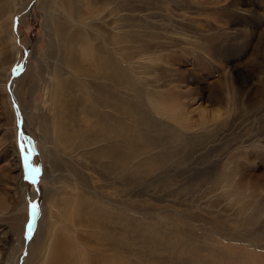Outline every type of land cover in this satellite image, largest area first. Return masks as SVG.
Segmentation results:
<instances>
[{
    "label": "rangeland",
    "instance_id": "obj_1",
    "mask_svg": "<svg viewBox=\"0 0 264 264\" xmlns=\"http://www.w3.org/2000/svg\"><path fill=\"white\" fill-rule=\"evenodd\" d=\"M120 2L116 22L121 25L130 16L131 68L141 92L135 106L146 119L183 137L180 147L161 141L152 148L173 153L156 175L118 180L114 199L129 205L143 224L159 216L163 225L153 231L164 239L170 234L165 223L174 227L171 236L180 234V239L178 229L195 224L194 243H228L226 252L233 249L238 264H264V250L248 243L264 233V0H131L128 13L126 2ZM10 7L16 58L7 84L21 89L31 110L26 114L12 97L15 131L8 111L0 107V263L28 264L35 230L45 223L53 197L43 173L47 163L39 118L35 121L31 113H41L43 80L37 71L47 74L43 53L51 24L47 0H10ZM92 25L89 31H98L97 23ZM107 31L124 51L122 29ZM31 69L37 72L33 89L27 87ZM133 124L138 142L141 131ZM32 169L39 170L35 177ZM93 175L105 190L107 180ZM14 215L25 223L21 236L12 228ZM129 234L133 251L141 254L133 252L131 264L171 263L168 249L151 262L144 234L135 228ZM179 242L181 251L191 249L187 239Z\"/></svg>",
    "mask_w": 264,
    "mask_h": 264
},
{
    "label": "bare ground",
    "instance_id": "obj_2",
    "mask_svg": "<svg viewBox=\"0 0 264 264\" xmlns=\"http://www.w3.org/2000/svg\"><path fill=\"white\" fill-rule=\"evenodd\" d=\"M120 1L47 0V19L51 24L43 53L47 57V74L40 68L37 71L43 80L44 98L41 113H31L35 121L39 118L40 149L47 163L43 173L52 183L53 197L45 223L35 230L27 263L131 264L137 251H133L134 238L129 229L135 228L144 234L147 255L153 263L168 249L170 264H238L239 259L234 257L237 253L231 248L226 252L228 243L225 246L194 243L195 224L178 229L184 236L180 239V234L171 236L174 227L165 223L170 234L164 239L160 232L153 231L163 225L159 216L143 224L134 219L129 205L114 199L118 180L156 175L173 153L169 149L153 152L152 148L161 141L180 147L179 137H183L174 128L146 119L145 113L135 106V95L140 97L141 92L138 87L135 89L131 68L130 16L123 17L121 25L116 22L117 4L125 1L123 5L128 13L131 0ZM11 12L10 0H0V107L8 111L16 131L12 97L26 114L31 109L23 103L21 89L9 88L7 84L16 58L13 60ZM95 23L96 35L89 31V27L94 30ZM116 27L122 29L120 37L125 43L122 52L118 42L114 43L118 39H111L107 31ZM37 72L32 69L26 72L29 89L34 87ZM133 123L141 131L138 142L134 138L138 135ZM93 174L107 180L105 190L96 183ZM24 227L21 218L14 215V231L21 236ZM262 235L248 243L264 250V243L262 246L258 243L264 242ZM170 236L176 239L169 240ZM184 239L192 242L190 250L178 249L179 241Z\"/></svg>",
    "mask_w": 264,
    "mask_h": 264
},
{
    "label": "snow or ice",
    "instance_id": "obj_3",
    "mask_svg": "<svg viewBox=\"0 0 264 264\" xmlns=\"http://www.w3.org/2000/svg\"><path fill=\"white\" fill-rule=\"evenodd\" d=\"M25 164L27 166V160L25 159ZM39 170L38 169H32L31 172H32V175L33 177H35L36 173L38 172ZM33 211H35V207L33 206Z\"/></svg>",
    "mask_w": 264,
    "mask_h": 264
}]
</instances>
